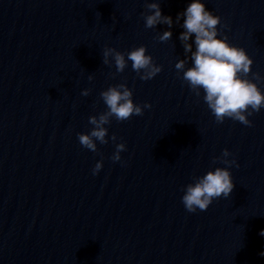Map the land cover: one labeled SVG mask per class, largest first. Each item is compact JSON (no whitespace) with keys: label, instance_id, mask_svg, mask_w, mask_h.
Here are the masks:
<instances>
[{"label":"water","instance_id":"1","mask_svg":"<svg viewBox=\"0 0 264 264\" xmlns=\"http://www.w3.org/2000/svg\"><path fill=\"white\" fill-rule=\"evenodd\" d=\"M191 2L160 0L174 22L160 42L168 26L145 28V0H0V264H264V108L251 126L217 123L182 79L175 64L192 61L175 20ZM201 2L221 18L218 38L253 59L247 78L264 92V0ZM141 45L162 66L154 78L131 61L122 73L103 64L104 48L127 59ZM120 83L151 108L111 118L92 152L77 134ZM224 149L231 167L213 163ZM216 167H229L232 193L188 212L186 185Z\"/></svg>","mask_w":264,"mask_h":264},{"label":"clouds","instance_id":"2","mask_svg":"<svg viewBox=\"0 0 264 264\" xmlns=\"http://www.w3.org/2000/svg\"><path fill=\"white\" fill-rule=\"evenodd\" d=\"M145 8L146 11L142 13L145 28L152 29L159 24L167 25L169 30L163 31L157 39L160 42L169 41L173 35L170 29L174 22L172 17L162 15L160 0H145ZM182 17L184 19L181 24ZM175 23L184 29L178 38L186 57L190 53L188 58L192 61V66L187 68V59H181L175 64L178 73H183L182 79L188 83L196 96L199 97L203 90V99L217 123H223L228 118L251 126L252 122L248 117L264 108V92L257 83L247 78L251 73L253 59L244 48L231 45L226 37L218 38L221 18L209 11L201 0H192L184 12L177 14ZM146 53V46L141 45L129 51L126 59L125 53L106 47L103 50V64L114 63L116 72L122 73L127 68L128 61H131L132 70L141 80L147 81L160 73L162 66L157 65L152 56ZM253 75L256 80L260 79L258 74ZM91 79L90 76L89 80ZM89 93L90 89H85L81 94L88 96ZM132 97L133 91L126 83L109 86L102 91L100 98L107 111L89 117V124L93 126L91 131L77 134L81 146L97 152V141L100 144L108 143V129L105 125L111 122V118L127 121L133 115L142 116L145 108H151L148 103L143 106L135 104ZM110 139L115 142L117 137L113 134ZM125 149L124 143L116 144L113 161H120V153ZM230 155L231 153L224 149L220 157L213 158V163L219 160L231 167L235 161L227 159ZM102 167L103 161H98L93 168V174L98 173ZM229 167H216L203 176L194 177V182L186 185L181 199L188 212L195 213L197 209L206 211L213 200L221 196L228 197L232 193L235 185ZM260 235L264 236V230ZM260 255L264 256V252Z\"/></svg>","mask_w":264,"mask_h":264}]
</instances>
